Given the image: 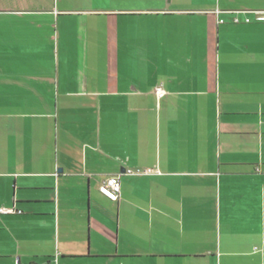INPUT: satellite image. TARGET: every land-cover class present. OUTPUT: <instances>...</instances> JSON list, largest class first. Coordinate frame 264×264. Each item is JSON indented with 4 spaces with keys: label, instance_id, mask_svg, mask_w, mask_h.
I'll return each instance as SVG.
<instances>
[{
    "label": "crops",
    "instance_id": "crops-1",
    "mask_svg": "<svg viewBox=\"0 0 264 264\" xmlns=\"http://www.w3.org/2000/svg\"><path fill=\"white\" fill-rule=\"evenodd\" d=\"M254 10L0 0V264H264Z\"/></svg>",
    "mask_w": 264,
    "mask_h": 264
},
{
    "label": "built area",
    "instance_id": "built-area-1",
    "mask_svg": "<svg viewBox=\"0 0 264 264\" xmlns=\"http://www.w3.org/2000/svg\"><path fill=\"white\" fill-rule=\"evenodd\" d=\"M254 14L256 15L255 19L257 21H264V10H254ZM252 21L251 17H246L245 22L249 23ZM235 22H239V18L235 19ZM165 90L162 87L157 88V95L159 97H163L165 95ZM126 174H150L153 173L152 168L146 169H127L125 171ZM121 175L122 173H118L106 178L100 186V191L106 195L108 198L112 200H117L121 193ZM15 212L14 208H2L0 209V213H13ZM21 212V211H19Z\"/></svg>",
    "mask_w": 264,
    "mask_h": 264
}]
</instances>
